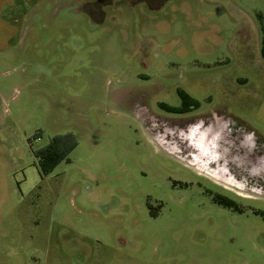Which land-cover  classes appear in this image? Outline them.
Wrapping results in <instances>:
<instances>
[{
    "label": "rangeland",
    "instance_id": "rangeland-1",
    "mask_svg": "<svg viewBox=\"0 0 264 264\" xmlns=\"http://www.w3.org/2000/svg\"><path fill=\"white\" fill-rule=\"evenodd\" d=\"M263 40L264 0H0V264H264Z\"/></svg>",
    "mask_w": 264,
    "mask_h": 264
},
{
    "label": "trees",
    "instance_id": "trees-1",
    "mask_svg": "<svg viewBox=\"0 0 264 264\" xmlns=\"http://www.w3.org/2000/svg\"><path fill=\"white\" fill-rule=\"evenodd\" d=\"M264 52V40H263ZM179 95L182 99L181 106H172L166 103H160V107L169 112L185 113L200 106V102L189 95L186 91L180 90ZM78 139L73 132L55 135L51 141L36 152L39 159V169L41 174L48 175L52 173L56 167L64 160L70 161V154L77 147ZM216 203L232 208L234 210H242L233 199L223 197L220 194L214 196ZM257 214L264 217V211L257 210Z\"/></svg>",
    "mask_w": 264,
    "mask_h": 264
},
{
    "label": "bare ground",
    "instance_id": "bare-ground-1",
    "mask_svg": "<svg viewBox=\"0 0 264 264\" xmlns=\"http://www.w3.org/2000/svg\"><path fill=\"white\" fill-rule=\"evenodd\" d=\"M222 129H214L206 126L202 129L191 128L187 137L190 144L198 151V155L217 156V150L222 148L220 139L222 138Z\"/></svg>",
    "mask_w": 264,
    "mask_h": 264
},
{
    "label": "flooded vegetation",
    "instance_id": "flooded-vegetation-1",
    "mask_svg": "<svg viewBox=\"0 0 264 264\" xmlns=\"http://www.w3.org/2000/svg\"><path fill=\"white\" fill-rule=\"evenodd\" d=\"M206 126H211L214 129H222V138L220 139V144L223 148V150L227 151V145L230 143V138H232V133H226V130H223V123H221L219 120H213L211 123H209L208 125H204L202 126V130L206 127ZM225 131V132H223ZM240 148H242V153L243 151L249 147V152H245L244 153V157L243 160L249 161L251 162V166H252V170L255 171L256 173L260 174V173H264V157H261V155H259V153L256 151L255 146L253 143L249 144L247 142V137H245L241 142H240ZM245 146V147H243ZM247 154H251L252 157H249V155ZM233 158V157H232ZM223 197H227L224 195H221ZM231 199V198H230Z\"/></svg>",
    "mask_w": 264,
    "mask_h": 264
}]
</instances>
